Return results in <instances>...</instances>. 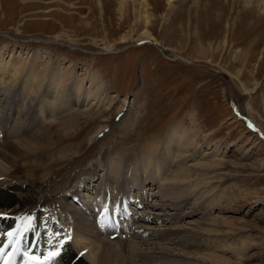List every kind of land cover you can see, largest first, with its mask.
I'll return each instance as SVG.
<instances>
[{
  "label": "rangeland",
  "instance_id": "374dc122",
  "mask_svg": "<svg viewBox=\"0 0 264 264\" xmlns=\"http://www.w3.org/2000/svg\"><path fill=\"white\" fill-rule=\"evenodd\" d=\"M96 1L0 0V44L16 43L5 57L10 52L27 59L37 54L44 64L57 59L85 79L84 87L90 86V71L101 77L105 88L97 115L70 114L72 128L54 133L50 129L40 142L39 153L27 157L31 160L45 152L77 148L71 158L51 168L44 189L82 191L80 179L72 180L74 174L97 166L102 156L109 157L112 165L121 156L130 170L143 145L159 141L171 126L181 123L198 130V148L212 152L217 147L225 160L215 171L226 187H217L221 207L212 209V215L227 221L233 236L229 237V252L219 254L227 256L228 264H264V168L259 167L264 159V13L246 9L239 1L200 0L195 5L194 0H178L170 8L167 0H149L146 28L143 21L136 20L131 5L122 14L117 0H102L100 13ZM140 6L136 4V9ZM146 29L151 39L143 37ZM102 40L115 49L106 52ZM248 103L253 118L247 114ZM127 107L138 115L119 124ZM101 124L102 131L89 142L88 137ZM19 164V175H30L25 162ZM105 172L99 168L96 173L104 177ZM32 181L25 180L24 186L35 195L36 185L42 181ZM95 185L94 199L101 204L107 196L104 187L108 192L118 189L104 178ZM146 190L140 191L152 196ZM68 196L70 200L72 195ZM49 203L45 200L40 205L39 219ZM200 217H185L184 224L201 221Z\"/></svg>",
  "mask_w": 264,
  "mask_h": 264
},
{
  "label": "bare ground",
  "instance_id": "6f19581e",
  "mask_svg": "<svg viewBox=\"0 0 264 264\" xmlns=\"http://www.w3.org/2000/svg\"><path fill=\"white\" fill-rule=\"evenodd\" d=\"M148 1L117 0L118 10L124 14L131 5L137 12L136 20L143 21L147 28ZM176 1L167 0L170 8L175 7ZM199 1L194 0L195 5ZM223 1L243 2L246 9L250 7L264 13V0ZM96 3L103 13V1L97 0ZM136 4L141 5L139 10ZM142 35L151 39L148 29ZM121 38L122 42L125 41ZM102 41L106 52L115 49L112 44ZM15 44H0L2 255L21 252L22 258L44 257L45 252L49 254L59 248L61 255L54 264H228L227 256L219 252H229L232 228L224 219L212 215V209L220 206V195L216 189L221 183L215 171L224 165L225 160L223 156L219 157L217 147L212 152L198 148L197 129H188L181 123L171 126L162 139L150 140L143 145L130 170L126 160L121 161V156L113 161V165L108 163L109 157L102 156L97 166L74 174L72 180L80 179L82 191L79 188L68 193H56L44 189L50 179L51 168L71 158L78 152L77 148L72 151L68 148L61 153L45 152L31 160L27 157L39 153L42 148L40 142L50 129L53 128V133L60 129L69 131L72 128L70 114L80 111L88 114L87 117L97 115L105 88L101 77L90 71L87 76L90 86L84 87L85 79L61 66L57 59L44 64L37 54L32 59L11 52L5 57L6 50L16 47ZM242 89L249 94L247 88L243 86ZM122 109L121 106L117 111ZM252 110L248 103L246 111L251 118ZM80 113L77 115L81 116ZM137 113V110L127 107L119 124L128 123L130 117L135 118ZM65 117L68 118L62 121ZM98 126L88 137L89 142H93L102 131L103 125ZM19 161L25 162L30 175H19L17 170L22 168ZM259 167L264 168V159L259 161ZM99 168L106 171L104 177L97 176ZM120 175L121 180L118 179ZM102 178L109 180L110 184L115 183L114 189L118 188L113 192L110 188L109 192L103 188L107 195L105 200L113 198L108 205L105 200L103 204L95 200L92 192L97 188L96 182L99 179L101 182ZM29 179L33 184L42 181L36 185L39 190L35 195L27 185L24 186V181ZM146 189L152 196L141 192ZM90 191L92 198H88ZM132 192L134 198L131 197ZM69 194L72 195L70 200L67 199ZM149 198H152L150 203ZM45 200L50 202L49 206L44 218L37 221V211ZM152 202H156V206L151 205ZM221 202L224 204V200ZM114 213L115 218H111ZM194 214H200L201 221L189 220L186 226L185 217ZM103 216V224L97 226ZM29 221L32 227L25 231ZM9 232L16 233L11 244Z\"/></svg>",
  "mask_w": 264,
  "mask_h": 264
},
{
  "label": "snow or ice",
  "instance_id": "6c2138e0",
  "mask_svg": "<svg viewBox=\"0 0 264 264\" xmlns=\"http://www.w3.org/2000/svg\"><path fill=\"white\" fill-rule=\"evenodd\" d=\"M31 227H32V225H31V222L29 221L27 227L25 228V231H27V230L30 229ZM7 235L9 236V244L13 243V241H12L11 238H12L13 236H15L16 233H14V232H9ZM3 251H4V250H3L2 248H0V254H2ZM55 255H58V253H57V252H51V253H49L48 257H46L45 259H46V260H51ZM31 259H36V258L33 257V258H31ZM5 264H7V262H5Z\"/></svg>",
  "mask_w": 264,
  "mask_h": 264
}]
</instances>
